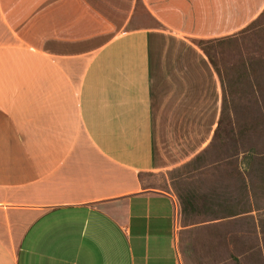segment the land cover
I'll return each mask as SVG.
<instances>
[{
    "label": "crops",
    "instance_id": "crops-1",
    "mask_svg": "<svg viewBox=\"0 0 264 264\" xmlns=\"http://www.w3.org/2000/svg\"><path fill=\"white\" fill-rule=\"evenodd\" d=\"M263 9L0 0V264H181L178 202L147 180L171 164L172 133L198 130L204 81L216 86L191 41Z\"/></svg>",
    "mask_w": 264,
    "mask_h": 264
},
{
    "label": "rangeland",
    "instance_id": "rangeland-1",
    "mask_svg": "<svg viewBox=\"0 0 264 264\" xmlns=\"http://www.w3.org/2000/svg\"><path fill=\"white\" fill-rule=\"evenodd\" d=\"M191 42L223 82L215 71L216 86L204 81L198 130L172 133L171 164L147 185L178 202L181 264H264V12L230 35Z\"/></svg>",
    "mask_w": 264,
    "mask_h": 264
},
{
    "label": "trees",
    "instance_id": "trees-1",
    "mask_svg": "<svg viewBox=\"0 0 264 264\" xmlns=\"http://www.w3.org/2000/svg\"><path fill=\"white\" fill-rule=\"evenodd\" d=\"M264 12V9H263V11L261 12V13H263ZM260 13V14H261ZM202 50H203V52L206 54V56H207V58H208V61H209V63L211 64V66H212V68H213V70L216 72V74L218 75V77L220 78V84L223 82V80H222V78H221V76H220V71H219V69L216 67V65H215V63L213 62V60L211 59V57L209 56V54H208V52L206 51V50H204L203 48H201ZM225 104V92H224V90H222V98H221V109H220V115H219V119H218V122H217V126H216V128H215V133H214V135H216L217 134V132H218V130H219V128H220V126H221V122H222V115H223V105Z\"/></svg>",
    "mask_w": 264,
    "mask_h": 264
}]
</instances>
